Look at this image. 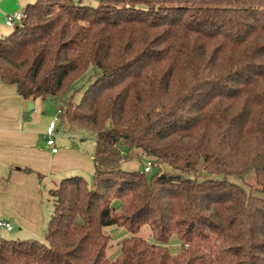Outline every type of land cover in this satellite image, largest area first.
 I'll list each match as a JSON object with an SVG mask.
<instances>
[{"label": "trees", "instance_id": "obj_1", "mask_svg": "<svg viewBox=\"0 0 264 264\" xmlns=\"http://www.w3.org/2000/svg\"><path fill=\"white\" fill-rule=\"evenodd\" d=\"M97 1L37 0L0 36V80L95 140L91 181L62 179L43 239L0 237V264H264V0Z\"/></svg>", "mask_w": 264, "mask_h": 264}, {"label": "crops", "instance_id": "obj_2", "mask_svg": "<svg viewBox=\"0 0 264 264\" xmlns=\"http://www.w3.org/2000/svg\"><path fill=\"white\" fill-rule=\"evenodd\" d=\"M36 1L0 0V36L7 35L6 15L23 12ZM37 100L29 110L17 87L0 80V221L12 226L0 233L14 232L10 239L41 241L53 213L49 191L66 177L94 173V152L87 154L64 140L55 154L47 147L45 132L54 117L37 108Z\"/></svg>", "mask_w": 264, "mask_h": 264}, {"label": "rangeland", "instance_id": "obj_3", "mask_svg": "<svg viewBox=\"0 0 264 264\" xmlns=\"http://www.w3.org/2000/svg\"><path fill=\"white\" fill-rule=\"evenodd\" d=\"M82 4L96 7L98 5V1L97 0H82ZM12 30H13L12 28H7V35H9L12 32ZM90 71L91 70H89L88 73L81 80H78L73 84L72 89L76 90L74 93V102L76 103L79 102L84 88H86L87 85L89 84L87 83L88 82L87 80H89L88 77L91 73ZM62 106L63 105L61 102H55L54 100H51V99L37 100V108L40 107L44 112H46L47 115H51L54 118H57V111ZM58 130L59 131L55 134L56 145L58 147H60L59 140H64L69 143L67 145H71L74 148L80 147L87 154H91V152L92 153L94 152L95 140H94V136L91 133L81 132V131L80 132L71 131L65 128L64 126H62V124L59 125ZM147 162L148 160H146L145 158L133 157L132 159L123 161L121 163V168L126 171H141L142 169H144V165ZM156 168H159L160 170H162L165 167L161 165L160 166L156 165V167L152 168L153 173L156 172ZM76 176H81V175H76ZM82 177H84L85 180H87L88 182L91 181L92 179V177H90L86 173ZM247 183H251V180L247 181ZM118 206L119 204L115 203V207L117 208ZM13 233L14 232L10 234H13ZM10 234L1 232L0 236L6 239H10ZM104 234L110 236V241L108 243V248L106 251L107 258L110 261H114L117 255L119 254L120 241L129 237V234L124 229L117 228L115 226L105 227ZM139 236L147 240L150 243L152 242L150 230L146 226L141 229ZM168 249L171 255L173 256L178 255V253L180 252V243L175 238H173L168 245Z\"/></svg>", "mask_w": 264, "mask_h": 264}, {"label": "built area", "instance_id": "obj_4", "mask_svg": "<svg viewBox=\"0 0 264 264\" xmlns=\"http://www.w3.org/2000/svg\"><path fill=\"white\" fill-rule=\"evenodd\" d=\"M23 12H15L13 14H9L5 16L4 24L8 28H14L17 24H19L22 19H23ZM61 111H57V118H54L48 125L45 136H46V145L47 147L51 150L53 154L57 153L58 151V146L56 145V140H55V134H56V126L59 122V115ZM152 170V164L150 162H147L144 165V173H149ZM12 227L8 223H5L3 221H0V230H5V231H11Z\"/></svg>", "mask_w": 264, "mask_h": 264}, {"label": "water", "instance_id": "obj_5", "mask_svg": "<svg viewBox=\"0 0 264 264\" xmlns=\"http://www.w3.org/2000/svg\"><path fill=\"white\" fill-rule=\"evenodd\" d=\"M28 109H29V110H32V109H33V104H32V102H29V103H28Z\"/></svg>", "mask_w": 264, "mask_h": 264}]
</instances>
